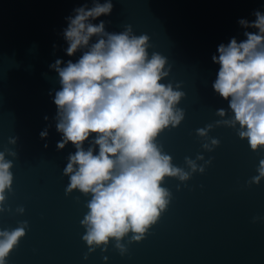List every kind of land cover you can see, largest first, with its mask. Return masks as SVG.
Instances as JSON below:
<instances>
[{
	"label": "water",
	"instance_id": "obj_1",
	"mask_svg": "<svg viewBox=\"0 0 264 264\" xmlns=\"http://www.w3.org/2000/svg\"><path fill=\"white\" fill-rule=\"evenodd\" d=\"M83 2L0 0V151L6 146L17 153L15 159L6 156L13 160L14 179L4 205L11 211L0 213V229H14L22 221L29 225L7 264H264V180L247 183L258 174L264 150L252 151L247 140L223 125L208 133L220 141L211 152L201 147L210 140L196 135V129L231 115L228 102L212 89L219 65L211 57L230 38L246 39L237 21L253 20L254 10L264 11V0H113L111 15L93 21H110L105 25L109 33L130 24L137 36L150 37L149 54L159 52L167 58L165 69L171 66L161 82H171L185 94L177 105L184 120L161 133L157 142L185 170V157L211 159L203 174L194 173L187 182L166 178L163 186L172 194L167 210L141 242L129 243L131 234L126 236L123 254L114 240L107 251L88 252L80 221L90 195L65 194L69 178L63 169L75 148L69 144L57 150L61 134L51 119L56 108L48 92L59 84L49 65L56 59L76 62L82 54L66 55L62 33L65 17ZM220 108L227 110L226 117L216 115ZM49 123V135L41 139L39 133ZM9 137H18L16 145L8 144ZM18 207L25 209L22 215ZM257 216L262 219L253 223Z\"/></svg>",
	"mask_w": 264,
	"mask_h": 264
},
{
	"label": "clouds",
	"instance_id": "obj_2",
	"mask_svg": "<svg viewBox=\"0 0 264 264\" xmlns=\"http://www.w3.org/2000/svg\"><path fill=\"white\" fill-rule=\"evenodd\" d=\"M91 3L89 7L84 0L65 17L67 27L62 34L68 44L66 55L72 57L83 51L76 62L56 59L49 65L58 74L59 84L58 90L48 92L56 108L51 119L61 134L57 150L69 144L75 148L63 169L69 178L65 194L79 191L90 195L85 205L88 211L80 221L88 252L96 248L107 251L114 240L123 254L126 248L121 241L131 234L129 243L141 242L167 210L172 194L163 186L166 178L187 182L194 173L203 174L211 159L205 160L201 154L195 159L185 157L187 170L173 164L172 156L157 141L161 133L184 120L185 112L177 105L185 94L174 90L171 82H161L171 70L170 65L165 69L167 58L156 51L149 54L150 37L137 36L130 24L120 33H109L105 25L110 21L93 23L111 15L113 0ZM252 16L251 21H237L246 39L238 42L230 38L227 44H219L218 55L211 57L219 65L212 89L228 102L231 115L196 129L198 137L210 140L201 145L205 151L219 146V139L208 137V133L220 125L234 129L252 151L264 150V11L254 10ZM93 37L97 39L90 43ZM227 114L224 108L216 111L222 118ZM43 119L50 118L45 115ZM52 126L47 124L39 133L41 139L48 137ZM17 140L9 137L8 144L14 146ZM85 142L89 144L87 149ZM6 156L15 159L17 153L6 146L0 151V213L11 211L4 205L6 194L12 192L14 165ZM256 172L247 182L249 186L264 180V158L259 160ZM24 211L23 207L16 209L21 215ZM260 219L254 217L253 223ZM28 227V222L22 221L14 229H0V264H7Z\"/></svg>",
	"mask_w": 264,
	"mask_h": 264
}]
</instances>
